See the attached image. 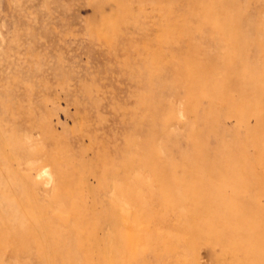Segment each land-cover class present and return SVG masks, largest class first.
I'll list each match as a JSON object with an SVG mask.
<instances>
[{"label":"rangeland","instance_id":"rangeland-1","mask_svg":"<svg viewBox=\"0 0 264 264\" xmlns=\"http://www.w3.org/2000/svg\"><path fill=\"white\" fill-rule=\"evenodd\" d=\"M0 264H264V0H0Z\"/></svg>","mask_w":264,"mask_h":264}]
</instances>
